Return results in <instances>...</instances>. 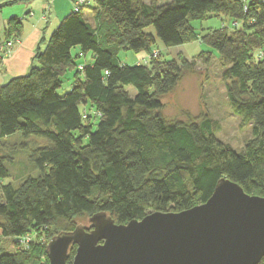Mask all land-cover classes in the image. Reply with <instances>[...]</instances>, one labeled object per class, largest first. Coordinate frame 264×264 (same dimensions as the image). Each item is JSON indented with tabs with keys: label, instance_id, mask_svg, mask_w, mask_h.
Instances as JSON below:
<instances>
[{
	"label": "trees",
	"instance_id": "1",
	"mask_svg": "<svg viewBox=\"0 0 264 264\" xmlns=\"http://www.w3.org/2000/svg\"><path fill=\"white\" fill-rule=\"evenodd\" d=\"M71 2L28 74L0 87V180L9 177L13 160L4 153L9 137L43 141L28 155L38 175L0 186V236L17 241L33 228L57 235L73 231V219L99 212L117 225L153 212H182L205 203L221 179L264 197V59L258 58L264 0H86L78 12ZM206 12L227 23L199 43L218 53L229 108L251 127L240 151L215 136L209 118L181 122L162 115V97L211 54L191 62L157 59V41L170 48L193 40L189 22ZM20 30L19 20L9 19L2 45ZM128 51L148 58L123 65L118 55ZM87 52L90 58L77 67L75 59ZM76 68L70 90L59 95L62 76ZM19 247L1 252L0 264L35 262L36 254ZM74 254L75 246L69 263Z\"/></svg>",
	"mask_w": 264,
	"mask_h": 264
},
{
	"label": "water",
	"instance_id": "2",
	"mask_svg": "<svg viewBox=\"0 0 264 264\" xmlns=\"http://www.w3.org/2000/svg\"><path fill=\"white\" fill-rule=\"evenodd\" d=\"M88 224L54 236L47 264H258L264 257V197L227 179L205 203L182 212H153L122 225L99 212Z\"/></svg>",
	"mask_w": 264,
	"mask_h": 264
},
{
	"label": "rangeland",
	"instance_id": "3",
	"mask_svg": "<svg viewBox=\"0 0 264 264\" xmlns=\"http://www.w3.org/2000/svg\"><path fill=\"white\" fill-rule=\"evenodd\" d=\"M83 18L93 23L89 11H84ZM224 20L223 24L225 27L227 23L226 19ZM221 24L220 17L206 12L202 18H196L189 22V27L192 29L194 36L193 40L187 41L181 46L170 48L164 47L157 41V49H155L158 55L157 59L191 62L200 53L208 52L211 54V60L208 64H205L202 60H197L194 69L192 71H184L178 85L170 93L162 97V115L169 121L181 122H187L191 119L198 120L202 117L209 118L216 123L215 136L235 151H240L245 143L252 138L251 127L249 125H242L239 117L234 115L229 108L225 87L220 77L222 68L218 53L199 43V40L211 31L219 30ZM146 32L154 35L152 28H148ZM7 42L11 43L12 47L10 51L12 53L15 38L9 39ZM6 51L7 49L4 45H0L1 54H6ZM76 51V49L72 51L73 56H75ZM90 55L91 53L87 52L85 59H75L77 67L85 60H88ZM147 58L148 55L144 52L133 53L128 51L120 52L118 55L119 61L126 66L143 65L144 60ZM76 71L77 68L70 69L62 76L61 87L57 91L59 95L67 93L70 90ZM126 90L131 96L135 95L133 88L126 87ZM18 144H23L25 148L19 147ZM42 145L43 141H38L34 138L23 141L18 133L9 137L4 143V153L11 155L13 160L12 163L7 165L9 177L0 180V186L12 184L16 187L24 178L37 176L39 171L29 162L28 155L30 150ZM88 218L89 216L87 215L77 217L73 219V224L75 227L82 225L87 228L89 227ZM55 233L53 229L43 231L33 228L20 238L21 241L6 239L0 236V253L17 250L20 248V245H23V242L31 254H36L35 262L32 261L30 264H47L45 248ZM29 239L32 240L28 244Z\"/></svg>",
	"mask_w": 264,
	"mask_h": 264
},
{
	"label": "crops",
	"instance_id": "4",
	"mask_svg": "<svg viewBox=\"0 0 264 264\" xmlns=\"http://www.w3.org/2000/svg\"><path fill=\"white\" fill-rule=\"evenodd\" d=\"M71 1L0 0V5L6 4L0 9V45L4 43V30L9 19L16 18L21 23V30L15 37L13 52L0 62V87L10 79L28 74L37 50L44 48L54 28L71 12ZM143 1L150 4L152 0ZM154 1L158 5L171 2V0ZM90 16L92 18L91 12Z\"/></svg>",
	"mask_w": 264,
	"mask_h": 264
},
{
	"label": "built area",
	"instance_id": "5",
	"mask_svg": "<svg viewBox=\"0 0 264 264\" xmlns=\"http://www.w3.org/2000/svg\"><path fill=\"white\" fill-rule=\"evenodd\" d=\"M85 1L86 0H75V4L73 6L74 12H78L79 6L83 5L85 3ZM257 1H260V0H257ZM222 26H224V24H222ZM235 26H237L236 23L233 24V27H235ZM4 47L7 49V51H6V54H1V52H0V59H2V61L4 60V58H6L11 53L10 49H11L12 46H11L10 42H7V43L4 44ZM258 58L259 59H264V52H261L259 54ZM31 240L32 239H29L28 244L31 243ZM17 241H21L20 238L17 239ZM22 244L23 245H21V246H25V244L23 242H22Z\"/></svg>",
	"mask_w": 264,
	"mask_h": 264
}]
</instances>
